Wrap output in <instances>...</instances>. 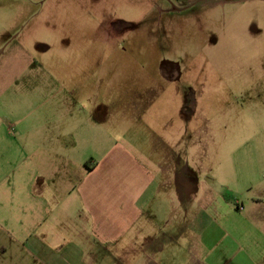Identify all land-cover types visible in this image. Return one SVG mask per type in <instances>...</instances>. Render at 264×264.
<instances>
[{
	"label": "rangeland",
	"instance_id": "rangeland-1",
	"mask_svg": "<svg viewBox=\"0 0 264 264\" xmlns=\"http://www.w3.org/2000/svg\"><path fill=\"white\" fill-rule=\"evenodd\" d=\"M61 88L185 181H264V0H0V112Z\"/></svg>",
	"mask_w": 264,
	"mask_h": 264
},
{
	"label": "crops",
	"instance_id": "crops-1",
	"mask_svg": "<svg viewBox=\"0 0 264 264\" xmlns=\"http://www.w3.org/2000/svg\"><path fill=\"white\" fill-rule=\"evenodd\" d=\"M60 91L0 112V264H264V181H185Z\"/></svg>",
	"mask_w": 264,
	"mask_h": 264
}]
</instances>
